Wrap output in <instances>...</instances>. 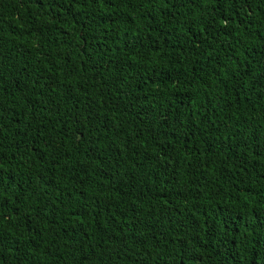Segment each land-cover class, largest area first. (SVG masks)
<instances>
[{
  "label": "trees",
  "instance_id": "trees-1",
  "mask_svg": "<svg viewBox=\"0 0 264 264\" xmlns=\"http://www.w3.org/2000/svg\"><path fill=\"white\" fill-rule=\"evenodd\" d=\"M0 264H264V0H0Z\"/></svg>",
  "mask_w": 264,
  "mask_h": 264
}]
</instances>
